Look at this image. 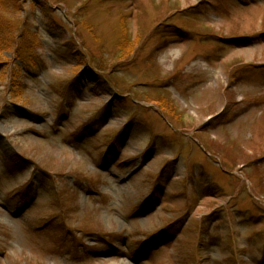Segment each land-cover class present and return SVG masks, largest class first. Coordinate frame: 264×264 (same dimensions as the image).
Instances as JSON below:
<instances>
[{"label":"rangeland","instance_id":"obj_1","mask_svg":"<svg viewBox=\"0 0 264 264\" xmlns=\"http://www.w3.org/2000/svg\"><path fill=\"white\" fill-rule=\"evenodd\" d=\"M28 1L0 264H264V0Z\"/></svg>","mask_w":264,"mask_h":264},{"label":"trees","instance_id":"obj_2","mask_svg":"<svg viewBox=\"0 0 264 264\" xmlns=\"http://www.w3.org/2000/svg\"><path fill=\"white\" fill-rule=\"evenodd\" d=\"M28 2V0H13L14 12L19 13L23 11L22 8L27 6ZM30 3L32 7L35 6V0L30 1ZM18 20L17 18L15 20L12 19L8 25V19L4 18L2 13H0V52L3 50H13L23 67L27 70H31L35 64L39 66L42 65L36 53L37 44L39 43L38 32L36 31V34L32 33L30 27L26 26V22L20 23ZM18 29L19 31L16 32ZM18 67L19 66H15V69L10 73V79L14 89L15 87L23 88V75L21 76L22 71H19L22 69Z\"/></svg>","mask_w":264,"mask_h":264}]
</instances>
